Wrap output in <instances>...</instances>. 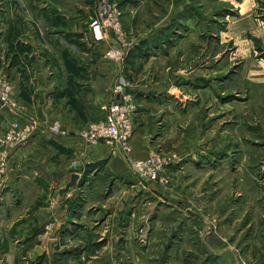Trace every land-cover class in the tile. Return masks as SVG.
Segmentation results:
<instances>
[{
	"label": "rangeland",
	"instance_id": "374dc122",
	"mask_svg": "<svg viewBox=\"0 0 264 264\" xmlns=\"http://www.w3.org/2000/svg\"><path fill=\"white\" fill-rule=\"evenodd\" d=\"M27 1L0 0V29H6L7 19L14 17L17 21L30 16L41 18L38 9L24 8L22 2ZM54 1H46L50 11ZM60 1L66 2L60 8L62 13L70 15L76 14L75 3L82 0ZM101 1L98 0L96 18ZM167 1L158 0L154 18L150 17V5L140 7L134 15L139 25H130L119 5L110 0L121 11L123 31L133 41L131 49L160 51L157 56L155 53L142 60L141 65H151L152 70L137 73L139 84L173 82L178 89L180 85L177 97L167 107L154 103L147 106L151 119L160 122L159 126L167 125L149 154L157 152L165 158L168 165L161 180L154 182L170 193L159 194L153 189L157 195L144 193L133 199L126 192L113 196L117 189L113 192L107 183L108 193L88 200L89 205L96 204L92 216L97 218H83L84 222L93 223L104 215L97 213L99 209L109 208L113 212L109 220L114 223H109L110 228L114 227L113 243L106 245L105 239H97L109 232L99 226L100 221L95 225L99 227L93 228L96 233H89L95 235L96 242L89 244L85 255L80 252L82 246L76 245L78 255L73 259L63 256L55 244L52 216L44 227L31 229L26 242L24 236L29 233L22 227L20 216L12 227L0 229V264H264V100L259 98L264 87L252 79L248 81L246 75L250 66L255 71L264 68V0H254L253 5L252 0H172V9ZM143 13L148 17H143ZM160 18L166 23L158 24ZM155 22L158 25L152 24ZM146 34L147 39L143 38ZM152 34L155 37H150ZM107 37L113 40L110 31ZM112 44L106 42L105 55ZM129 53L121 61L128 59ZM8 61V56L0 51V85L11 82L3 71ZM131 81L121 80L126 88L123 91H129ZM185 82L188 83L182 89ZM13 92L14 88L10 100L0 97V103L6 109L20 111L23 105ZM9 126L0 135L4 147L12 146L5 139ZM76 162L80 164L78 160L72 164ZM0 164L1 201L9 184L5 179L8 161L0 160ZM142 181L148 185L153 180ZM27 184L36 188L44 185L41 180ZM25 199L32 205L27 218L46 202L44 195ZM125 200H130L131 205L123 210ZM121 213L124 227L119 233L122 227L116 222ZM124 231L125 247H121L116 238ZM44 247L46 250L39 253Z\"/></svg>",
	"mask_w": 264,
	"mask_h": 264
},
{
	"label": "crops",
	"instance_id": "0c3cea01",
	"mask_svg": "<svg viewBox=\"0 0 264 264\" xmlns=\"http://www.w3.org/2000/svg\"><path fill=\"white\" fill-rule=\"evenodd\" d=\"M46 1L22 2L24 8L38 9L41 18L30 16L17 21L14 17L7 19L6 29H0V51L4 52L9 60L3 71L11 80L13 96L23 105L19 111L15 108L6 109L0 103V135L16 117L20 118L22 123L32 120L37 122L31 137L21 145L4 147L0 143V160L8 161L5 179L8 178L10 184L3 190L4 199L0 201V229L12 227L21 216L22 227L29 233L33 228L44 227L52 216L56 229L55 244L59 245L63 256L73 259L78 255V245L82 246L80 252L85 255L89 244L96 242L95 235L89 234L96 233L93 228H106L108 234L104 232L97 239H105L106 245L113 243L111 239L114 237V227L111 229L109 225H114L113 221L109 222L113 212L109 208L103 206L99 209L97 213L104 215L98 216L100 218L93 223L84 222L83 218L94 214L92 209L96 204L89 205V198L93 200L98 194L108 193V185H112L113 192L117 189L113 196L128 192L129 196H134L133 199L144 193L157 195L155 190L159 194L170 193L157 182L148 181V185L146 181L143 183L132 168L126 153L120 149L112 151L104 142L88 143L81 136L82 130L92 120L105 118L111 102L126 92L123 91L126 88L121 80L130 79L132 85L127 90L133 93L139 106L132 137V154L145 158L149 155L152 145L157 144L158 138L167 129V125L159 126L160 122L151 119L149 114L152 112L149 113L147 106L154 103L167 107L177 97L180 85L178 89L173 82L139 84L140 76L137 73L152 70L151 65L142 66V60L153 57L155 53L157 56L159 50L130 49L129 57L124 62L105 55L106 42L112 41L109 37L96 39L91 24L97 15L98 0H82L75 3L76 14L70 15L60 10L66 2L55 0L53 11H50ZM114 1L130 25H139L134 15L140 7L149 8L147 6L150 5V17L154 18V9L158 3V0ZM182 2L184 5V1ZM253 3L254 0L252 5ZM166 5L172 9V0H168ZM169 8L166 19L170 16ZM141 11L145 12V9L141 8ZM143 17L147 18L148 15L143 13ZM163 21L160 18L158 24L166 23ZM3 24L7 25L4 21ZM124 24L127 26L125 19ZM152 24L158 25L156 22ZM150 37L155 36L152 34ZM167 37L173 38L170 34H167ZM143 38L147 39V34ZM246 69L248 81L252 79L254 84L259 83L260 87H264V68L262 71H255L253 66ZM187 83H182L181 88ZM259 98L264 100V92L260 93ZM2 155L4 157L1 158ZM74 160L80 163L78 167L72 164ZM77 171L83 172L77 184L66 190V184ZM35 180H41L43 187L36 188L27 184ZM36 189L38 191L35 193ZM113 192L109 193L107 198ZM33 195H44L46 202L38 206L36 214L27 218L26 214L31 213L32 205L27 204L25 198ZM123 205V210H126L131 201L125 200ZM120 216L116 222V225L122 227L118 229L119 233L124 227V215L121 213ZM100 221L102 224L95 226ZM119 235L121 236L116 238L117 242L121 247H125L124 242L122 243L125 231ZM28 236L30 233L24 236L25 242L29 241ZM67 240L71 243H67ZM62 245L70 246L65 248ZM45 250L44 247L39 253ZM109 257L113 256L106 258Z\"/></svg>",
	"mask_w": 264,
	"mask_h": 264
},
{
	"label": "built area",
	"instance_id": "2783aa9c",
	"mask_svg": "<svg viewBox=\"0 0 264 264\" xmlns=\"http://www.w3.org/2000/svg\"><path fill=\"white\" fill-rule=\"evenodd\" d=\"M100 6L99 17L92 21L95 38H107V34L110 31L113 37V44L106 51V55L113 59L122 60L130 51L133 41L129 40L125 31H123L121 11L115 8V5L110 0H102ZM11 84L9 81H4L0 85L2 86L0 88L1 98L10 100V92L12 93L13 90ZM137 112L138 106L133 93L130 91L123 92L119 98L110 104L105 118L89 124L82 130L81 136L88 143L97 144L104 142L111 150H122L129 156L132 168L140 179L159 181L161 180L162 172L168 165L161 154L154 152L145 158L132 156V137L135 132ZM35 123L37 124L34 120L27 123V125L19 120L12 121L9 130L5 133L6 141L14 145L20 140H27L35 128ZM73 165L78 167L80 164L76 162ZM79 173L80 175L82 174V172ZM1 186L0 184V188Z\"/></svg>",
	"mask_w": 264,
	"mask_h": 264
},
{
	"label": "water",
	"instance_id": "95a60500",
	"mask_svg": "<svg viewBox=\"0 0 264 264\" xmlns=\"http://www.w3.org/2000/svg\"><path fill=\"white\" fill-rule=\"evenodd\" d=\"M79 176H80V173H79V172H75V173L72 175V179L70 180V182H68V183L66 184L65 189L67 190V189H69L70 187L75 186V185L77 184V180H78Z\"/></svg>",
	"mask_w": 264,
	"mask_h": 264
}]
</instances>
